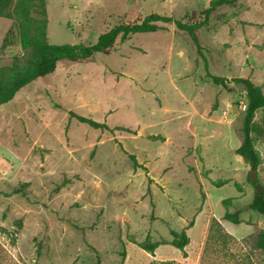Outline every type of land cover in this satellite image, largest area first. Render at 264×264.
<instances>
[{
    "label": "rangeland",
    "instance_id": "obj_1",
    "mask_svg": "<svg viewBox=\"0 0 264 264\" xmlns=\"http://www.w3.org/2000/svg\"><path fill=\"white\" fill-rule=\"evenodd\" d=\"M211 1L45 0L46 38L92 45L150 13L195 23ZM161 25L88 60H60L0 105V264H264V218L247 207L250 167L235 152L246 91L206 76L248 78L264 93V0L210 13L196 31L207 71L187 32ZM19 31L0 17V73L28 61ZM253 124L264 189L263 109ZM236 209L239 224L223 220ZM171 229H185L183 250L139 246L169 242Z\"/></svg>",
    "mask_w": 264,
    "mask_h": 264
},
{
    "label": "trees",
    "instance_id": "obj_2",
    "mask_svg": "<svg viewBox=\"0 0 264 264\" xmlns=\"http://www.w3.org/2000/svg\"><path fill=\"white\" fill-rule=\"evenodd\" d=\"M12 1L13 0H0V17L15 19L17 21V26L20 30L19 33L21 34V45L25 49H30V52L26 65L17 70L12 69L9 70L10 72L0 73V105L9 102L22 87L33 82L35 79L51 74L55 70L58 61L88 60L96 53L114 49L116 46L126 41L132 34L151 33L159 29H164L165 27L161 24L174 23L178 29L186 31L196 47V52L204 60V66L206 69V60L203 58L196 37V31L207 24L210 13L216 7L222 5L234 6L237 2V0H213L205 9L202 20L195 23L186 24L179 19L173 20L169 16L150 13L136 22L120 23L110 28L108 31L100 34L97 37L96 42L92 45H57L49 43L46 38L47 19L45 16V0H17L15 5L10 9ZM33 12L36 14V17H32ZM206 76L213 84L221 87H225L227 82H235L244 87L246 91V101L241 128L242 140L239 146L235 149V152L246 164L249 165V167L256 170L261 162V158L253 145L252 132L256 131L253 119L255 112L258 109L264 110V93L258 85L254 84L248 78L236 77L228 80L225 77L212 75L208 72H206ZM69 115L75 118L78 122L84 123L91 128L102 131L112 130L105 122H97L73 112H69ZM116 130L122 131L125 129L117 128ZM128 158L131 160L134 169L140 168L146 170L144 165L138 163L133 154H128ZM147 192L149 193V188L147 189ZM225 202L226 199L222 201V203ZM247 207L264 218V189L261 193H258L254 187L251 202ZM240 213V209H236L233 212L225 211L222 218L233 224H239L241 222L239 217ZM169 233L171 236L169 242L155 241L152 243H144L139 246L141 249L149 253H153L154 249L160 244H170L175 248L183 250L189 242V237L186 234L185 229L180 231L171 229ZM255 246L258 249L264 250V228L257 232ZM97 264H99V260H97Z\"/></svg>",
    "mask_w": 264,
    "mask_h": 264
},
{
    "label": "water",
    "instance_id": "obj_3",
    "mask_svg": "<svg viewBox=\"0 0 264 264\" xmlns=\"http://www.w3.org/2000/svg\"><path fill=\"white\" fill-rule=\"evenodd\" d=\"M236 105H233V108H235ZM249 179L250 181L253 183L254 187L256 188V191L258 193H261L263 191V187L260 185L257 174H256V170L252 167H250L249 169Z\"/></svg>",
    "mask_w": 264,
    "mask_h": 264
}]
</instances>
